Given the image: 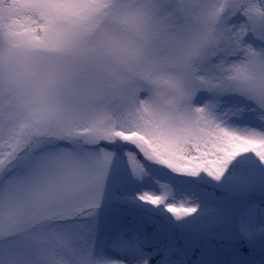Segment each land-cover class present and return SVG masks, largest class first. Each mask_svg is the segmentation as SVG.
<instances>
[{
    "label": "snow or ice",
    "instance_id": "obj_1",
    "mask_svg": "<svg viewBox=\"0 0 264 264\" xmlns=\"http://www.w3.org/2000/svg\"><path fill=\"white\" fill-rule=\"evenodd\" d=\"M0 264H264V0H0Z\"/></svg>",
    "mask_w": 264,
    "mask_h": 264
}]
</instances>
